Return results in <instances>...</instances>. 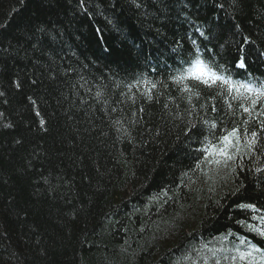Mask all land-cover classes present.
<instances>
[{
	"label": "trees",
	"instance_id": "16d2710c",
	"mask_svg": "<svg viewBox=\"0 0 264 264\" xmlns=\"http://www.w3.org/2000/svg\"><path fill=\"white\" fill-rule=\"evenodd\" d=\"M201 22L212 57L232 66L248 44L262 65L264 0H0V264H264L243 240L264 163L202 159L221 127L264 147V108L165 65Z\"/></svg>",
	"mask_w": 264,
	"mask_h": 264
},
{
	"label": "bare ground",
	"instance_id": "6f19581e",
	"mask_svg": "<svg viewBox=\"0 0 264 264\" xmlns=\"http://www.w3.org/2000/svg\"><path fill=\"white\" fill-rule=\"evenodd\" d=\"M191 26H193L192 30L190 31L191 34L188 35V38H190V41L192 45L188 50L183 51V54H178V53H174L172 56V53L169 52H165V54H163V57L168 58L170 56H172L171 59L174 60L173 64H167L165 61V65L169 66L168 68L172 69L171 71V79L173 80V82L179 86H185V85H190L192 87H198V88H206L207 90L209 89H217V88H222L225 84H221V83H217L211 87H208L204 84H200V83H196L193 82L191 80H184L181 81L179 80V77L181 76V74L191 65V63L196 59H202V58H207L204 54L209 52L211 54V57L213 55V52L211 50H207L206 48L209 47L208 42V38H207V33H206V29H204L203 27L205 26L202 22L201 24H192ZM196 36H195V35ZM201 43V44H200ZM247 44V43H246ZM205 49V52H202V49ZM248 47V44L247 46ZM246 47L243 48L240 53L239 56L237 57V59L234 61V63L232 64V66H230L229 64H227L226 61H222L220 62L219 60L215 59L214 57L212 58H208L210 59V67H216L217 69L213 68L215 71H217L219 74L223 75L226 79L232 81V82H240V83H248L251 84L253 87L259 88L261 86H264V54L259 52V56L261 58L262 61V65H258L256 63H252L251 66H249L246 63V57H245V51H246ZM254 45H251V49L253 50ZM149 53L146 55V60L149 61L151 64H156L157 61L159 60V62H164V60L161 59L162 56V48L159 46H155V49L152 50H148ZM161 64V63H160ZM243 64V67H241L240 65ZM163 66L162 64L159 66V68ZM229 87L228 85H225L222 90L224 91H220V93L223 95V98L226 99V95H225V91L227 93L230 94L231 93H235V96H238V98H236L235 96H233V98L235 99V101L239 103H241L242 99H246L245 97H243L242 94L249 96V97H255L252 93L246 92L244 89H240V93H236L233 91H228ZM242 93V94H241ZM258 101H260L261 103L258 105H252L250 106L251 108H256L257 106H262L264 108V97H259ZM226 102L229 103V101L226 99ZM247 106H245L246 108ZM245 110V109H244ZM251 117L246 118L245 121L250 120ZM261 119H264V114L262 116ZM233 129H236L234 127H230V128H224L221 127L217 133L218 137H221L223 135H226L228 132L232 131ZM245 136L241 132L239 131V143L233 147L230 151V154L232 155V159L230 160H226L223 159V161L226 162L227 165L230 164L231 165H235L238 167L240 173L242 175L245 176H250V173H255L259 171V166L257 165L258 163H264V150H262V148L264 149L263 146H259V145H253L251 147L252 151L247 150V146H246V140ZM208 141V140H205ZM235 142V141H234ZM203 143V142H202ZM213 145V144H211ZM210 145H203L202 148V159H203V165L204 167H207V165L212 161L213 158L215 157H210L207 155V153L204 151L206 148H208ZM238 149V150H237ZM224 158V157H223ZM250 212L257 210V208L255 207H248L247 208ZM256 214V213H255ZM260 218L264 219V213L256 219L257 224L254 226V228L259 229L261 231L264 228V222L263 224L260 222ZM251 233L255 234V237L252 238ZM248 235H246L245 237H243V240L248 242V245H251L254 241H257L259 239L260 244L264 245V237H260V235L257 232H254L251 230L249 231V233H247ZM224 236H220L219 239L224 238ZM254 239V241H253ZM230 243V242H229ZM231 244V243H230ZM234 246V245H233ZM240 246H242V244H240ZM233 247H229V249H232ZM239 250V248H237ZM264 251V250H263ZM220 258L225 259V256H227L228 254H224L222 251V248L220 249L219 253H218ZM252 257V264H257L258 262L261 263L262 261L257 259L256 257L250 255ZM244 262L243 260L239 259L236 261L237 264H243L241 262Z\"/></svg>",
	"mask_w": 264,
	"mask_h": 264
},
{
	"label": "snow or ice",
	"instance_id": "6c2138e0",
	"mask_svg": "<svg viewBox=\"0 0 264 264\" xmlns=\"http://www.w3.org/2000/svg\"><path fill=\"white\" fill-rule=\"evenodd\" d=\"M243 67V64L240 65ZM179 80H191L196 83L204 84L208 87H211L218 82L221 84L228 85L229 90H235L239 93L240 89H244L246 92L252 93L255 97H264V86L259 88L253 87L251 84L248 83H240V82H232L226 79L223 75L219 74L215 71L212 67L206 64L203 60L196 58L191 65L181 74ZM186 90L187 86H186ZM253 104L256 103L254 99L252 101ZM248 111V109H245ZM257 134L255 132L252 133V139L248 142L247 146L251 148L256 142ZM235 141V142H234ZM239 143V130L233 129L232 131L228 132L226 135L219 137V144L210 145L204 151L210 157L221 156L224 157L225 161L232 159V155L230 151L233 147H235ZM238 150V149H237ZM212 162L219 163V160L214 159ZM240 207H252L251 205H241ZM252 231L257 232L261 237H264V231H261L256 228H251ZM255 251H259V249H254ZM251 255V253H248ZM243 259V256H241Z\"/></svg>",
	"mask_w": 264,
	"mask_h": 264
}]
</instances>
